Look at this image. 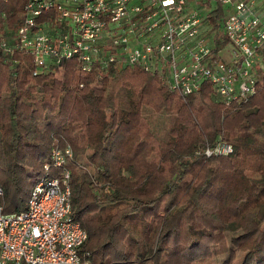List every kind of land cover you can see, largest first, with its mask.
Listing matches in <instances>:
<instances>
[{
	"label": "trees",
	"instance_id": "1",
	"mask_svg": "<svg viewBox=\"0 0 264 264\" xmlns=\"http://www.w3.org/2000/svg\"><path fill=\"white\" fill-rule=\"evenodd\" d=\"M24 2L0 0L3 210L24 208L39 177L67 169L91 264H264V69L230 103L208 81L182 92L138 64L100 73L71 56L33 72L27 49L3 44ZM221 14L209 13L216 31ZM218 139L232 150L207 155ZM54 146L71 149L58 165Z\"/></svg>",
	"mask_w": 264,
	"mask_h": 264
},
{
	"label": "built area",
	"instance_id": "2",
	"mask_svg": "<svg viewBox=\"0 0 264 264\" xmlns=\"http://www.w3.org/2000/svg\"><path fill=\"white\" fill-rule=\"evenodd\" d=\"M211 1L25 0L3 44L27 49L33 72L71 56L100 73L138 64L182 92L208 81L223 103L246 99L264 69V0ZM216 7L217 31L209 19ZM230 150L224 139L204 147L207 155ZM51 152L58 165L71 149ZM69 193V171L62 169L33 183L24 208L4 211L0 200V264H91L79 251L86 230L71 214Z\"/></svg>",
	"mask_w": 264,
	"mask_h": 264
},
{
	"label": "rangeland",
	"instance_id": "3",
	"mask_svg": "<svg viewBox=\"0 0 264 264\" xmlns=\"http://www.w3.org/2000/svg\"><path fill=\"white\" fill-rule=\"evenodd\" d=\"M214 5H215V1L212 0V1H211V6H214ZM15 27H16V26H15ZM12 29H14V28H12ZM229 246H230V245L227 244V246H225V247L220 248L219 250H217V251L215 252V254H214L213 259H215V260H220L222 257H224V256L227 254V251H228V247H229Z\"/></svg>",
	"mask_w": 264,
	"mask_h": 264
}]
</instances>
